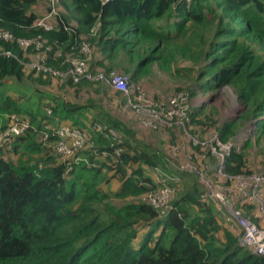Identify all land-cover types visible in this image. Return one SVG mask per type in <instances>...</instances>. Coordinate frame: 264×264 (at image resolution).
I'll return each instance as SVG.
<instances>
[{
	"label": "trees",
	"instance_id": "trees-1",
	"mask_svg": "<svg viewBox=\"0 0 264 264\" xmlns=\"http://www.w3.org/2000/svg\"><path fill=\"white\" fill-rule=\"evenodd\" d=\"M60 4L65 16L57 14L53 26L45 29L36 25L37 5L51 10L49 5L41 0H0V29L15 37L42 39L49 47L47 64L53 67L70 65L64 55L68 51L81 56L83 41L105 60L120 52L134 82L151 64L170 66L178 56L187 58L199 67L193 86L205 93L227 86L242 107L237 120L222 123L216 136L229 142L241 123L254 125V138L264 135V0H60ZM188 31L192 38L175 45L173 40ZM5 50L15 56H6ZM29 50L0 42V130L8 126L11 113L30 121L28 131L13 139L10 151L0 145V264H264V255L240 247L231 231H222L214 204L200 200L202 187L196 179L177 190L171 208L158 217L141 199L156 186L149 174L160 164L156 153L126 138L130 131L119 129V121H81L85 105L64 93H44L29 85L32 77L24 79L21 63ZM99 82L83 78L59 84L76 99L84 89L71 91L70 86L81 89ZM117 94L121 97V92ZM89 103L91 107L93 102ZM45 107L51 108L50 115ZM94 122L122 135L119 155H113L110 137L90 131ZM203 122L191 124L216 131V121ZM46 123L89 129L94 149L78 152L69 165V159L53 154L38 138ZM245 158L231 147L224 171L251 172ZM114 178L120 179V187L105 190Z\"/></svg>",
	"mask_w": 264,
	"mask_h": 264
},
{
	"label": "rangeland",
	"instance_id": "rangeland-1",
	"mask_svg": "<svg viewBox=\"0 0 264 264\" xmlns=\"http://www.w3.org/2000/svg\"><path fill=\"white\" fill-rule=\"evenodd\" d=\"M49 6L54 9L44 24L47 26L56 22L57 14L65 16L60 0H54V4ZM37 12L40 20L51 10L47 6L37 5ZM161 22L164 23V20H161ZM189 31L180 36L178 40H173L176 41L175 45H181L189 41L192 38ZM43 53L42 50H29L26 52L24 79L32 77V79L27 80L29 81L27 83L44 93L55 95L64 93L66 98L85 105L87 114L84 118L88 121L96 120L103 123L110 121V124L112 120L119 121L121 125L119 129L130 131L129 135L126 134V138L136 144H145L149 151L156 153L160 161L159 166L156 167L159 172L178 177V191L183 185H191L196 179L193 173L179 170V166L186 162L198 164L201 169L208 171L215 181L218 179L225 181L227 179L226 173H217L216 171L215 173L214 166L231 146L236 147L238 151L245 154L248 170L253 173H264V135L259 140L254 138L255 128L252 123H241L233 139L229 142L217 140L214 136L218 133L222 123L237 120L242 107L232 89L227 86L206 93L197 88L196 85L193 86L196 70L199 69L198 64L193 61L178 56L170 66H161L154 63L142 72L138 82L129 80L130 92L135 88L138 93L134 95L136 98L133 100H136L138 95L142 96L141 99H137L139 107L133 109L128 102L126 103L123 100L124 98H121H126V93H121V97L118 96L117 91L119 92V90L102 80L100 81L103 83L90 84L81 89L70 86L71 91L84 89L77 96L78 98L74 99L70 91L65 92L62 90L57 77L45 74L42 70L38 73L32 72L34 71L33 65L40 63L39 59ZM64 55L68 61L67 64L72 63L73 66L77 65L79 61H85L90 73L94 68L93 76L97 73H108L106 71L110 69V71L129 77V74L125 72L128 67L127 59L120 52L111 60H105L103 55L97 52L96 47H92L90 53L85 57L83 55L85 60L79 59V55L75 50L68 51ZM65 67L56 68L62 70ZM41 74L44 75L43 78L38 77ZM91 80L97 81L98 79L92 78ZM179 94L186 96V101L173 100ZM16 97L18 98V95L15 94ZM89 102H93L91 107L87 105L92 104ZM168 111L174 112L171 118L167 115ZM195 111L197 114L193 116ZM145 117L157 121L156 128H144L140 121ZM172 121H181L182 123L178 124ZM192 121H205L203 123L207 125L213 124L211 121H216V131L193 126ZM193 127L198 131L195 134L191 132ZM249 130L251 133L247 136ZM245 142L250 143L245 144ZM241 147L243 148L240 150ZM208 151L210 154H208ZM155 172L154 169L149 170V174L153 179ZM115 185H118L117 181L108 187L112 188ZM259 221L264 226V220L260 219Z\"/></svg>",
	"mask_w": 264,
	"mask_h": 264
},
{
	"label": "built area",
	"instance_id": "built-area-1",
	"mask_svg": "<svg viewBox=\"0 0 264 264\" xmlns=\"http://www.w3.org/2000/svg\"><path fill=\"white\" fill-rule=\"evenodd\" d=\"M41 1L46 5L54 4V0ZM53 9L54 8L52 7L51 12L38 20L36 25L43 26L45 29L51 28L53 24L49 26L44 24L46 20L49 19ZM1 41L15 43L17 46L25 50L31 49L33 51H44L39 59L40 63H38V65H33L35 73L41 72L42 70L45 74L57 77V80L60 83H65L68 80L73 83H78L83 78H87L88 80L96 78L98 79L97 81H106L112 87L114 86L117 88L119 92L127 94L126 103L128 102L133 109L139 107L137 99H141L142 96L138 95V98L133 100L136 98L134 95H137L138 93H134L135 89L130 92L129 77L113 71L108 73H97L93 76V73L89 72V68L85 61H79L78 64L74 66L71 63L68 67H65L62 70L50 66L47 64L46 58L49 47H47L45 42L40 38L15 37L8 30L0 29V42ZM91 49L92 46L90 42L83 41L79 47V54L81 56H78V58L84 59V57L90 53ZM4 54L6 56H15L11 50H5ZM25 62L26 61H21L23 66L26 65ZM186 99V96L179 94L173 100L186 101ZM45 112L47 115H50L52 110L51 108L45 107ZM167 115L171 118L174 115V112L168 111ZM172 122L178 124L182 123L181 121ZM140 123L144 128L154 129L156 128L157 121L145 117ZM29 127L30 121L27 117H23L16 113L11 114L9 116L8 126L0 130V145L5 146L6 149L10 151L13 139L16 136L24 134L28 131ZM90 131L95 133L102 132L106 137L112 139L111 147H114V156H117L122 152L120 144L123 142V137L115 130L107 129L103 124L94 122L91 124ZM249 135L250 132L248 131L247 136ZM214 136L219 140L216 135ZM38 138L44 146L51 149L53 154L61 156L63 159H69V165L76 160L74 156L78 152L88 148L94 149L95 147L94 141L89 134V129H83L70 123L59 125L46 123L40 131ZM231 147L216 163L214 166V172H225L224 158L231 150ZM208 154H210L209 151ZM107 155L106 152H101L102 158H106ZM154 170H156V172L153 181L156 186L143 195L141 199L150 204L157 211L158 217H163L171 208L175 194L179 189L177 184L179 179L170 174L168 175L159 172L156 168ZM179 170L182 172L189 171L195 175L196 180L202 186L200 200L205 204L213 203L215 205L219 217L223 218L230 225L233 234L237 238V244L254 254L264 255V226L258 222L260 219L264 220V173L245 172L231 175L225 172L227 175L225 181H222L221 179L215 181L209 175L208 171L201 169V167L194 162H186L180 165ZM172 182H175L174 185L171 184Z\"/></svg>",
	"mask_w": 264,
	"mask_h": 264
},
{
	"label": "crops",
	"instance_id": "crops-1",
	"mask_svg": "<svg viewBox=\"0 0 264 264\" xmlns=\"http://www.w3.org/2000/svg\"><path fill=\"white\" fill-rule=\"evenodd\" d=\"M9 84L10 85H13V83H11V82H9ZM86 112L84 111V113L81 115V118H80V120H85V121H88V120H86V118H84V117H86ZM84 118V119H83ZM67 121H70V120H67ZM193 132H195L194 130H193ZM153 169H155V168H153ZM115 181H117L118 182V185H115L114 187H112V188H114V189H112L111 187H108V186H110L113 182H115ZM120 179H118V178H114V179H112L108 184H106L105 186H104V189L105 190H108V191H115V190H117L119 187H120ZM215 206V205H214ZM215 208V207H214ZM218 217V223L221 225V227H222V231H224L225 229L226 230H229V231H231L232 233H233V231H232V229H231V227H230V225L227 223V221H225L223 218H221V217H219V216H217ZM258 222H260L259 220H258ZM221 234H222V232H220V234H219V236H221Z\"/></svg>",
	"mask_w": 264,
	"mask_h": 264
},
{
	"label": "water",
	"instance_id": "water-1",
	"mask_svg": "<svg viewBox=\"0 0 264 264\" xmlns=\"http://www.w3.org/2000/svg\"><path fill=\"white\" fill-rule=\"evenodd\" d=\"M236 99H237V97H236Z\"/></svg>",
	"mask_w": 264,
	"mask_h": 264
}]
</instances>
